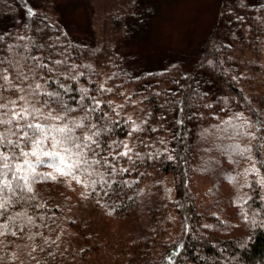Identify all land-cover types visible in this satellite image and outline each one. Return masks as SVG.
<instances>
[{"label":"trees","instance_id":"1","mask_svg":"<svg viewBox=\"0 0 264 264\" xmlns=\"http://www.w3.org/2000/svg\"><path fill=\"white\" fill-rule=\"evenodd\" d=\"M163 2L0 0L4 119L24 108L62 116L66 104L64 121L27 122L78 121L77 137L99 133L87 152L99 164L78 193L71 177L5 193L0 264H264V76L249 96L234 57L241 44L264 45V0H218L188 56L160 52ZM127 86L143 105L137 123L116 102ZM24 124H0L10 164L29 151ZM198 179L210 182L204 193Z\"/></svg>","mask_w":264,"mask_h":264},{"label":"snow or ice","instance_id":"2","mask_svg":"<svg viewBox=\"0 0 264 264\" xmlns=\"http://www.w3.org/2000/svg\"><path fill=\"white\" fill-rule=\"evenodd\" d=\"M0 78L8 79L6 76ZM35 87L39 89L40 85L37 84ZM47 95L55 96L57 102H60L58 94L47 93ZM20 99L23 100L24 97H20ZM82 99L83 96L81 97ZM7 107L8 105L6 104H0V109ZM62 107L64 108V115L56 117H53L51 112L45 116L40 109H32L30 111L24 108L19 112L13 110L11 117L4 119L7 114L0 112V124L11 125L13 120L25 121L22 126L25 130L22 131L21 139L26 140L29 146V151L27 152L20 148L19 157H15L17 160H22V163L10 164L8 162L10 157L0 151V218L4 217L12 203L11 196H5L6 192L11 193V195H15L17 190L33 193V185L35 183L46 180L56 181L58 177H71L77 183L83 182L87 186V182L82 181L81 177L84 175L91 176L93 173L90 169H92L93 165L99 164V160L89 159L87 155L88 151H94L92 149V145L96 144L94 137L98 136L99 133L93 132L91 136L77 137L75 135L76 129L83 127V124L78 121H68L63 125H44L37 122H27L28 117H32L33 121L40 119L64 121L67 119V113L72 111V109H69L66 104H62ZM92 127H95V125ZM9 132H11V129H9ZM6 139V133L0 132V149L3 148ZM7 143L19 147L18 142L7 140ZM122 155H127V152L122 153ZM28 157L35 159L29 160ZM45 158L48 159L45 160ZM41 165H47L53 168L54 171L48 173L37 172V167ZM252 171H255V169L253 168ZM9 174H11V179H9ZM13 182H15V186H13ZM91 183L95 185L96 181L93 180ZM261 183H264V181H261ZM29 199H34V196L29 197ZM38 207H42V205H38ZM21 215L18 213L8 219L15 221ZM28 222H31L30 218ZM6 230H8V224H0V235Z\"/></svg>","mask_w":264,"mask_h":264},{"label":"rangeland","instance_id":"3","mask_svg":"<svg viewBox=\"0 0 264 264\" xmlns=\"http://www.w3.org/2000/svg\"><path fill=\"white\" fill-rule=\"evenodd\" d=\"M218 0H164L162 12L157 18V31L155 34L160 52H167L172 55L188 56L196 50L209 33L215 18ZM76 16L80 18L79 13ZM259 51L254 50L253 43L241 44L235 49L234 57L242 66L243 88L249 96L257 82L264 76V45L261 44ZM259 89H264L259 88ZM129 90V91H128ZM121 95L116 102L128 107L127 116L135 123L140 119L142 104L132 101L129 98L130 87L119 90ZM35 158H33L34 160ZM48 158H45L47 160ZM43 169L53 172V168L47 165ZM197 191L204 193L209 181L204 179L196 180ZM73 188L78 193L83 184L71 180ZM175 230V228L173 229ZM78 264H115L112 259H103L89 256L85 260L78 261Z\"/></svg>","mask_w":264,"mask_h":264}]
</instances>
